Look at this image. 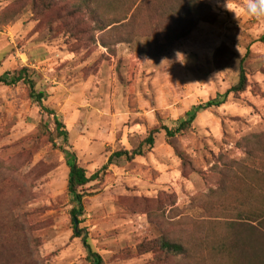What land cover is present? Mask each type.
<instances>
[{
    "label": "rangeland",
    "instance_id": "rangeland-1",
    "mask_svg": "<svg viewBox=\"0 0 264 264\" xmlns=\"http://www.w3.org/2000/svg\"><path fill=\"white\" fill-rule=\"evenodd\" d=\"M198 1L202 21L186 38H165L179 30L167 19L119 44V25L101 31L79 0H0V77L29 69L68 131V142H50L40 129L54 132V118L29 87L0 85V264H92L85 235L104 264H196L197 255L198 264H223L195 250L240 227L224 216L227 203L248 186L264 189L255 185L264 174V20L250 17L244 0H229L238 19L226 0ZM242 61L246 88L227 97ZM210 101L222 104L167 136L164 126L177 128ZM152 133L156 145L144 156L109 161ZM62 149L99 175L84 188L76 227L73 158ZM163 238L189 254L156 250Z\"/></svg>",
    "mask_w": 264,
    "mask_h": 264
},
{
    "label": "trees",
    "instance_id": "trees-1",
    "mask_svg": "<svg viewBox=\"0 0 264 264\" xmlns=\"http://www.w3.org/2000/svg\"><path fill=\"white\" fill-rule=\"evenodd\" d=\"M83 7L91 13L94 20L100 25V30L105 31L109 28L115 30L119 25V44H132L135 40V31L149 29L155 22L160 25H165L167 19L175 21L174 23L179 28L177 33H164L168 40H182L186 38L193 27L195 26L194 19L202 21L201 12L205 8L198 0H79ZM119 11V19H112L111 15ZM143 17L144 25L139 24V20ZM153 20V22H152ZM188 25V27H186ZM185 27L186 29H183ZM167 28V27H166ZM165 28V29H166ZM153 30V29H152ZM29 69L23 68L14 73L13 81H8L4 77H0V85H11L19 82H24L29 87L30 98L50 116L54 118L55 131L51 132L46 127L40 129L42 136H47L49 141L53 144L57 140L68 142V131L61 118L57 113L46 107V95L37 90L36 82L28 75ZM247 85V76L243 67V61L239 68L238 82L232 86L231 90L227 92V97L231 93L243 92ZM220 101H210L207 105H199L194 107L187 117L180 122L177 128L171 129L164 126L166 134L170 138L176 137L180 133H185L192 127L198 114L212 107L221 106ZM155 133L143 141V143L133 151H119L114 153L110 162L115 158L125 159L126 161H133L137 157L144 156L146 148L153 149L156 145ZM63 152L68 157L73 158L69 163L70 173L68 179V191L72 198L73 209L71 216L73 224L76 227L75 220H79L84 215V188L92 181L98 180L99 175L95 174L88 176L87 171L78 164L75 155H70L67 151ZM183 160V159H182ZM249 170V169H245ZM259 179L255 185L264 186V174H260ZM225 192V191H224ZM226 193V192H225ZM227 194V193H226ZM228 206L222 210L224 216L232 217L230 222L237 223V228L229 233L224 243L218 244L213 241L208 247L203 244H197L195 252L199 254L200 247L202 252L204 250H211L217 254L223 264H264V189L255 190L248 186L236 199L227 203ZM232 205V207L230 206ZM77 237H81L80 233L76 231ZM85 246L88 248L92 258V264H104L102 257L92 250L88 241V236L83 237ZM205 241H209V236L205 237ZM156 250L172 256H186L189 249L184 243L172 241L163 238L154 243ZM198 264V255L197 263Z\"/></svg>",
    "mask_w": 264,
    "mask_h": 264
},
{
    "label": "clouds",
    "instance_id": "clouds-1",
    "mask_svg": "<svg viewBox=\"0 0 264 264\" xmlns=\"http://www.w3.org/2000/svg\"><path fill=\"white\" fill-rule=\"evenodd\" d=\"M244 4L245 11L250 17L264 20V0H244ZM224 7L226 10L234 13L235 18L238 19L239 12L233 7L229 0H226ZM177 57H183V54L177 53Z\"/></svg>",
    "mask_w": 264,
    "mask_h": 264
},
{
    "label": "water",
    "instance_id": "water-1",
    "mask_svg": "<svg viewBox=\"0 0 264 264\" xmlns=\"http://www.w3.org/2000/svg\"><path fill=\"white\" fill-rule=\"evenodd\" d=\"M75 223H76V225H78V222H77V220H75Z\"/></svg>",
    "mask_w": 264,
    "mask_h": 264
}]
</instances>
